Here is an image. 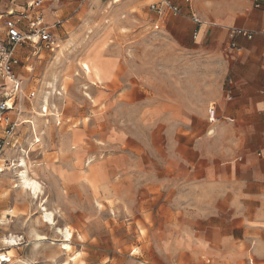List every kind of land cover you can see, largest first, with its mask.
<instances>
[{"label": "crops", "instance_id": "crops-1", "mask_svg": "<svg viewBox=\"0 0 264 264\" xmlns=\"http://www.w3.org/2000/svg\"><path fill=\"white\" fill-rule=\"evenodd\" d=\"M170 1L181 8L182 14L155 16L160 34L174 46L151 54L175 55L171 61H181L182 66L190 64L193 72L207 63L206 77L185 81L145 75L142 83L132 78L130 85L121 89L115 79L124 66L125 53L121 49L105 52L104 48L101 55L110 67V79H88L90 88L97 102L108 109L116 102H130L135 110L143 104L135 114L136 125L143 129L144 136L138 139L142 155L136 159L144 166L160 168L159 177H151L147 187L151 198L158 191L162 201V254L175 253L177 260L200 264H264V34L257 32L247 38L238 33L264 30V0L261 8L254 7V0ZM44 2L40 11L49 25L61 24L64 20L60 17L72 12L69 2L60 7L52 3L46 8ZM86 2L81 0L74 11ZM26 3L0 0L2 26L10 11L27 12L32 18L33 11ZM192 14L196 19L191 18ZM26 24L22 21L20 27L27 33ZM231 42H235L236 49L228 47ZM185 85L207 89L191 92L189 97ZM211 105L215 108L214 121L208 114ZM20 133L19 143L25 146L27 141L23 145ZM76 135L78 143L72 134L63 149L79 166L78 175L82 177L87 160L81 146L77 147L80 132ZM13 150L5 149L4 154L12 155ZM72 179L71 172H63V187ZM13 180L18 181L14 184L18 188L19 179ZM10 181L7 178L3 182L7 185ZM0 193V250H19V244L11 246L4 240L10 236L19 239V223L26 225L29 219L26 205L19 201L18 189L0 184ZM57 195L59 201L49 205V212L55 213V206L70 210L71 196L66 192ZM45 202L44 195H40L34 204L40 207ZM47 209H40L38 222H45ZM5 232L9 235L3 239Z\"/></svg>", "mask_w": 264, "mask_h": 264}, {"label": "rangeland", "instance_id": "rangeland-1", "mask_svg": "<svg viewBox=\"0 0 264 264\" xmlns=\"http://www.w3.org/2000/svg\"><path fill=\"white\" fill-rule=\"evenodd\" d=\"M80 1L45 0L44 8L52 3L60 7L69 2L72 9L70 14L60 17L64 22L53 24L54 50L33 48L28 42L17 47L20 64L16 72L22 91L18 104L23 111L19 120L33 119L40 142L28 146L33 136L30 123H22L18 139L20 130L23 145L27 141L22 146L26 154L18 149L12 155L4 154L8 148L0 151V184L19 190V201L25 203L29 218L26 225L19 223V239H16L19 250L3 247L0 254L7 255L9 260L0 264H64L74 254L79 255L69 264H200L177 260L175 253L166 256L161 252L162 201L158 191L151 198L147 187L151 177H159L160 168L144 166L142 160L139 163L136 159L142 155L138 139L144 136L143 129L136 125L135 114L143 108L142 102L137 110L130 102L109 103L110 109L107 105L103 107L97 102L88 79H110V67L101 55L104 48L105 52L121 49L125 53L124 66L115 79L121 89L130 85L132 78L142 83L145 75L202 81L209 67L206 63L193 72L190 64L182 66L181 61H171L175 55L151 54L159 48L174 46L160 34L157 14L150 10L149 5L157 0H87L74 11ZM1 23L0 39L4 37ZM161 64L168 65L161 68ZM199 89L205 91L207 87H184L189 97ZM3 90H8L4 84L0 86V98ZM44 96L49 98L48 106L42 105ZM41 107H46V115L41 113ZM56 120L60 121L58 125ZM77 132L81 134L77 147L81 146L86 154L87 163L82 166L86 172L81 171V176L87 184L78 175L79 166L63 149L72 134L77 140ZM20 157L26 159L30 177L41 185L40 195H44L46 202L39 204L40 207L34 204L39 197L34 198L20 186L14 187L18 181L13 179H19L22 171L17 166ZM3 159L8 163L4 164ZM63 172H71L73 177L66 188L61 181ZM7 178L11 181L6 185L3 181ZM58 192L71 196V209L55 206L53 226L42 219L38 222L40 209L59 201ZM45 226L49 228L41 230ZM55 227L72 231L70 251L62 249L64 238ZM8 235L5 232L3 239Z\"/></svg>", "mask_w": 264, "mask_h": 264}, {"label": "built area", "instance_id": "built-area-1", "mask_svg": "<svg viewBox=\"0 0 264 264\" xmlns=\"http://www.w3.org/2000/svg\"><path fill=\"white\" fill-rule=\"evenodd\" d=\"M27 8L33 11L32 18H28L27 12L15 13L13 11L8 12V15L4 20V37L0 39V79L5 77L10 78L12 83L11 92L7 93L4 91L0 98V151L4 148L18 149L20 152L26 154V150H23L18 139V128L21 126L23 121L19 120L21 116L22 106L18 104L20 99L19 94L21 93V81L18 78L16 68L20 64V59L17 55V47L25 42H28L33 48L38 46L45 50L52 51L56 48V38L53 33V26L47 24L44 20V16L41 9L42 0H27ZM261 0H254V7L261 8ZM150 10L153 11L157 16L181 15V8L173 4L170 0H157L149 5ZM192 19H196L195 14L191 15ZM27 21V28L29 31H21L20 23ZM60 22H56L58 25ZM263 33L264 30L260 31H241L239 34H244L247 38H251L255 33ZM228 47L230 49H236L235 42H231ZM3 87V83H0ZM42 114L46 115V110L41 107ZM214 105L208 107V114L210 120H213ZM14 112V114H11ZM58 117V116H55ZM57 125L60 123L56 120ZM30 131L32 133L31 142L28 146L37 144L40 142V137L36 136L35 128L30 124ZM264 136V131H263ZM4 164L8 163L6 159H3Z\"/></svg>", "mask_w": 264, "mask_h": 264}, {"label": "bare ground", "instance_id": "bare-ground-1", "mask_svg": "<svg viewBox=\"0 0 264 264\" xmlns=\"http://www.w3.org/2000/svg\"><path fill=\"white\" fill-rule=\"evenodd\" d=\"M83 67L87 72L89 71L88 67L85 64L83 65ZM3 82H4L3 84L8 88V90L6 92L7 93L11 92L12 83H11L10 78L5 77L3 79ZM19 97L20 98L22 97V91L19 94ZM48 99H49L48 96H44V98L42 99V105L48 106ZM33 114L38 115V116H42V115H40V113H37L36 111H33ZM23 123H30V124H32L33 127H35L34 121L32 118L24 119ZM18 160H19L18 161L19 163L17 164V166H19V168H22V171L19 175L20 176L19 186L21 188L27 190L29 192V194L32 195L34 198H38L39 195L42 193L40 183L38 181H36L35 179H32L30 177V175H29L30 169L27 165L26 159L24 157H20ZM43 218H44V221L48 222L51 226L54 225V218H53L52 213H50V212L45 213ZM4 223L5 222H3V224ZM55 229H56V232L64 238V240L61 242L62 249L65 251H70L71 250L70 240L73 237L72 231L67 227L66 228L55 227ZM4 242L6 244H10L11 246L19 244L16 240V237H14V236H10L9 238L5 239ZM78 255L79 254H74V255L70 256L69 259L66 262H64V264H69V262L75 260L78 257ZM8 260L9 259H8L7 255H4L2 253L0 254V261L7 262Z\"/></svg>", "mask_w": 264, "mask_h": 264}]
</instances>
